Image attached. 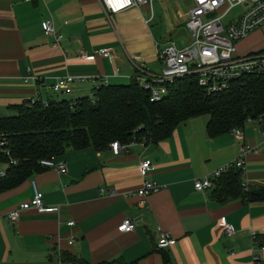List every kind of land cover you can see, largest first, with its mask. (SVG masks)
<instances>
[{
	"label": "crops",
	"instance_id": "1",
	"mask_svg": "<svg viewBox=\"0 0 264 264\" xmlns=\"http://www.w3.org/2000/svg\"><path fill=\"white\" fill-rule=\"evenodd\" d=\"M190 7L191 0H151L111 13L100 0H0V116L38 93L44 102L75 99L91 95L104 80L126 84L137 75L158 74L161 46L176 45L174 38L188 34L174 37L185 27ZM234 9L230 18L243 6ZM45 19L61 34L58 45L42 30ZM103 48H111L112 56L100 55ZM28 73L41 82H25ZM64 75L78 80L70 95L55 97L49 85ZM208 118L186 119L166 139L132 142L118 153L111 147L68 150L59 156L67 172L42 169L1 191L0 264H96L117 258L128 264H264V249H259L264 246V203L219 201L212 196L214 183L194 188L196 179L234 163L242 144L253 148L239 168L243 188L264 187L262 124L245 122L242 139L231 132L209 136ZM143 158L152 160L144 175L139 168ZM31 179L44 206L55 210L29 207L10 222L6 212L32 196ZM145 179L159 188L141 196L136 191ZM125 218L135 224L127 232L118 229ZM221 218L232 234L225 232ZM159 228L175 244L157 247ZM255 254L260 260H254Z\"/></svg>",
	"mask_w": 264,
	"mask_h": 264
},
{
	"label": "trees",
	"instance_id": "2",
	"mask_svg": "<svg viewBox=\"0 0 264 264\" xmlns=\"http://www.w3.org/2000/svg\"><path fill=\"white\" fill-rule=\"evenodd\" d=\"M31 99L12 107V115L0 116V134L11 160L0 177V192L21 184L43 168L38 160L61 156L68 150L93 147L101 151L110 143H157L169 137L175 126L192 117L208 115L209 136L243 127L248 117L264 115V75H244L229 89L207 94L194 74L175 77L159 100L132 79L126 84H102L91 95L70 99ZM212 196L226 202L240 198L263 202L264 187L243 188L239 168H229L213 180ZM81 264H92L80 260ZM96 264H128L117 258Z\"/></svg>",
	"mask_w": 264,
	"mask_h": 264
},
{
	"label": "built area",
	"instance_id": "3",
	"mask_svg": "<svg viewBox=\"0 0 264 264\" xmlns=\"http://www.w3.org/2000/svg\"><path fill=\"white\" fill-rule=\"evenodd\" d=\"M103 7L115 13L126 7L133 5H149L151 0H100ZM236 5H242L236 15L231 16L226 23L222 19L226 17L231 9ZM42 30L46 34L54 36V45H58L61 40V34L55 32L53 21L45 19L41 22ZM187 33L193 37V41L183 47L176 46L173 42H168L161 46L158 55L161 61V71L151 77L137 75L135 80L142 89L149 91L150 100H159L166 92V85L175 77L194 74L197 77L198 85L207 93L214 94L229 89L233 81L238 80L244 75H264V48L247 53L236 52V41L246 37L248 34L264 27V0H191V7L187 12L185 21ZM100 55L111 57V48L99 50ZM80 56L86 59L93 58L84 52ZM32 80L38 84L41 82L40 77L28 73L24 81ZM78 80V77L64 75L54 78L49 85L52 92L69 94L72 91V85ZM102 84H106L104 80ZM39 99V93L31 99V103ZM41 100V99H39ZM70 104H75L74 99H70ZM46 103V102H45ZM259 124H262V135L264 136V115L255 117ZM248 117L247 121L252 119ZM233 136L242 139L243 130L241 127L232 128L230 131ZM5 138L0 134V177L7 173V167L10 162H6L5 157L10 158V152L4 148ZM128 144H120L118 141L110 143V147L115 153L126 150ZM253 148L246 144L239 146V157L232 164H226L214 170L212 174L205 175L194 181V188L203 190L213 185V178L218 177L222 172L229 168H244V158ZM38 165L43 169H54L60 173L67 172V163L58 156H49L38 160ZM152 165V160L143 158L140 161V172L146 174ZM32 196L29 200L19 203L15 208L8 210L5 214L10 222L18 219L20 211L29 207H34L41 212L55 210L53 207L44 206L42 201V192L34 179L30 180ZM159 185L155 180L145 179L136 193L141 196L156 191ZM246 188V187H245ZM220 222L228 234L233 233L230 224L221 218ZM69 225L73 221L68 222ZM134 221L125 218L118 229L123 232L130 231L134 228ZM73 242L72 239L69 243ZM176 239L171 237L167 232L159 228L157 247L166 248L175 244ZM259 249H264L260 246ZM254 260L258 261L259 255H254Z\"/></svg>",
	"mask_w": 264,
	"mask_h": 264
},
{
	"label": "rangeland",
	"instance_id": "4",
	"mask_svg": "<svg viewBox=\"0 0 264 264\" xmlns=\"http://www.w3.org/2000/svg\"><path fill=\"white\" fill-rule=\"evenodd\" d=\"M235 11H237V10L236 9L231 10L230 13L222 19L223 23H226L227 20L230 18V15H232ZM257 31L258 32L255 31L256 32L255 34L250 33L251 35L248 34L246 37L241 38L238 41H236L235 42L236 43V52L242 54V53L256 51V50L264 48V29L261 28ZM174 41L178 47H183L185 45L190 44L193 41V37L191 36L190 33H188L187 36H180V37L174 38ZM51 94H53L55 97H57V95L61 94V93L51 92ZM68 95H70V93L67 94L66 96H68ZM3 113H4L3 116L12 115L14 113V111L10 110L8 112H3ZM254 123H255V125L257 124L256 118L253 119L251 123L246 122L247 125L254 124Z\"/></svg>",
	"mask_w": 264,
	"mask_h": 264
},
{
	"label": "water",
	"instance_id": "5",
	"mask_svg": "<svg viewBox=\"0 0 264 264\" xmlns=\"http://www.w3.org/2000/svg\"><path fill=\"white\" fill-rule=\"evenodd\" d=\"M180 33L186 35V34H187V29H186V27H180V28H178L177 31H176V33H175V35H174V37L179 36Z\"/></svg>",
	"mask_w": 264,
	"mask_h": 264
}]
</instances>
